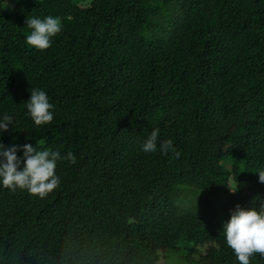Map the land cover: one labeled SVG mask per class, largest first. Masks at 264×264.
Listing matches in <instances>:
<instances>
[{
  "label": "trees",
  "instance_id": "trees-1",
  "mask_svg": "<svg viewBox=\"0 0 264 264\" xmlns=\"http://www.w3.org/2000/svg\"><path fill=\"white\" fill-rule=\"evenodd\" d=\"M28 16L61 19L49 49L26 45ZM32 87L50 124L26 115ZM4 114L6 147L77 159L43 199L0 187V264H239L225 221L174 193L264 207V0H0ZM154 128L178 159L141 151Z\"/></svg>",
  "mask_w": 264,
  "mask_h": 264
},
{
  "label": "clouds",
  "instance_id": "clouds-1",
  "mask_svg": "<svg viewBox=\"0 0 264 264\" xmlns=\"http://www.w3.org/2000/svg\"><path fill=\"white\" fill-rule=\"evenodd\" d=\"M30 34L25 43L37 50H47L52 46L53 38L62 31L59 17L46 16L43 19L31 16L26 19ZM26 115L35 126L50 124L54 119L55 106L50 103L48 93L41 88L30 89V99L26 102ZM14 126L12 115L0 116V138ZM160 129L154 128L141 144L144 153L157 151L164 155L170 152L178 159L181 155L171 139H160ZM22 152L23 155H18ZM0 187L15 191L26 190L30 195L41 199L47 197L60 184L56 175L58 162L67 160L76 162V155L68 151L66 155L59 150L38 148L30 143L5 146L0 142ZM259 181L264 183V170H259ZM226 245L233 250L239 264H250V258L259 253L264 256V207L257 210L239 205L232 211L230 219L223 225Z\"/></svg>",
  "mask_w": 264,
  "mask_h": 264
},
{
  "label": "rangeland",
  "instance_id": "rangeland-1",
  "mask_svg": "<svg viewBox=\"0 0 264 264\" xmlns=\"http://www.w3.org/2000/svg\"><path fill=\"white\" fill-rule=\"evenodd\" d=\"M175 201L186 210H201L218 216L225 223L235 208L226 190L211 192L193 186H178L174 193ZM178 255H171L170 263H176Z\"/></svg>",
  "mask_w": 264,
  "mask_h": 264
}]
</instances>
